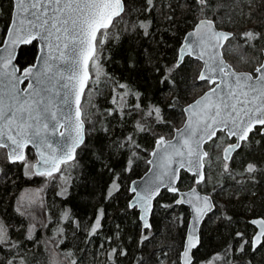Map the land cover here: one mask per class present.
Returning a JSON list of instances; mask_svg holds the SVG:
<instances>
[{"label": "snow or ice", "instance_id": "1", "mask_svg": "<svg viewBox=\"0 0 264 264\" xmlns=\"http://www.w3.org/2000/svg\"><path fill=\"white\" fill-rule=\"evenodd\" d=\"M157 6V0H143L142 7L130 6L127 0H11L8 21L2 29L4 39L0 40V150H3L0 156L8 164L22 165L24 175L29 179L44 177L47 181H60L66 185L67 167L70 164L77 166V150L87 147L88 125L101 123L102 130L108 132L107 127H103V120L93 117L101 115L106 119L116 114L123 119L127 106L143 114L141 120L136 121L138 133L150 131L151 124H170L160 107L149 105L144 109L139 103L140 93L132 92L126 84L113 87L114 107L104 113L97 110L89 114L82 104V98L85 103H91L89 81L95 83L98 90L101 75L107 77L102 72L100 56L106 43L119 41L118 27L123 24V31L128 34L140 31L149 36L152 22L147 17L139 19V15L151 14ZM167 6L172 9L170 3ZM179 7L183 13L194 17L195 22L177 48L174 62L164 67L160 83L174 86L173 73L185 65L186 57L191 58L199 69L195 81L201 89L200 95L183 106L178 99L172 101L170 107L179 108L181 112V126L171 127L174 134L170 138L156 136L149 152L151 158L146 160L150 166L146 178L139 188L130 189L133 196L128 209L139 214L142 229L150 232V217L154 214V202L159 203L157 197L161 195V189L175 194L174 205L187 204L192 219L185 243L173 264H194L193 249L200 243L198 226L217 205L211 195H201L196 187L182 193L176 184L181 180V170L190 172L196 185L210 181L206 172V164L212 159L209 148L218 152L216 161L221 165V176L234 180L241 189L246 182L256 181V173L261 169L255 163L248 162L241 169L233 165L253 136L264 137V48L259 49V56L250 57L246 51L256 48L257 41H264V33L252 28L239 33L223 28L225 15L229 22L234 20L233 14L253 19L256 0H228L227 3L225 0H182ZM167 19L173 20V16L169 15ZM33 42L40 45L35 62L27 67L14 63L17 46L32 45ZM232 55L239 63L247 64L248 70H239L226 58ZM86 88H89L87 94ZM117 88L126 91L117 92ZM127 95L134 96L137 103L127 105L124 100ZM91 107L96 106L91 104ZM30 146L37 152L35 161L29 159L26 152ZM118 146L131 148L132 157H138L137 150L141 149L133 135L127 136ZM132 163L129 159L126 170L131 169ZM119 189V184L113 181L108 197ZM42 191L41 188L23 193L17 200V214L32 221L22 233L23 240L14 239L9 225L0 219V264H29L25 242H34L35 247L40 241L35 236L36 216L28 208L36 205L37 200L39 207H43ZM66 192L67 187L62 186L58 194ZM103 217L104 210L99 209L96 220L88 228L89 238L98 234ZM61 220L76 223L69 211L61 214ZM40 223L43 227L48 226L47 222ZM250 223L258 231L251 240L243 239V233L236 234L241 238L237 253H243L245 245L252 251L264 245V218ZM63 235V228L57 226L53 235L43 242L49 254L47 264H65V261L80 264L73 252L60 249ZM148 239V233L142 231L141 244ZM100 247L103 248V244ZM232 251L230 247L226 253H216L201 264H235L228 258ZM107 255L111 264H116L118 256L128 253L112 248ZM158 261L164 264L159 258ZM137 264L146 262L139 257Z\"/></svg>", "mask_w": 264, "mask_h": 264}, {"label": "trees", "instance_id": "2", "mask_svg": "<svg viewBox=\"0 0 264 264\" xmlns=\"http://www.w3.org/2000/svg\"><path fill=\"white\" fill-rule=\"evenodd\" d=\"M127 2L130 6H143V0H127ZM181 2L182 0H157L158 6L153 13L139 15V19L143 20L147 17L152 22L149 36H144L140 31L128 34L123 31L124 26L121 24L117 29L120 32L119 41L110 40L106 43L105 50L100 56L102 72L107 74V77L102 75L104 85L100 83L97 90V86L92 89L89 84L91 103L82 100L85 111L89 114L97 110L99 113H104L106 109L114 107L113 87L116 84H126L132 92L140 93L139 103L144 109L149 105L160 107L170 124H151L150 131L138 133L135 127L136 121L141 120L143 114L127 106L123 119L116 114L106 119L101 115L93 117L94 120H103V127H107L108 132L102 130L101 123L88 125L89 134L85 141L87 147L77 150L79 152L77 166L70 164L67 167L69 170L66 173L71 172L67 179V192L64 195H59V190L46 192L45 204L49 207V212L62 214L64 211H69L76 222L64 223L65 236L61 247L64 251L73 252L80 264H84L86 247L94 245L96 248L101 243L118 251L120 249L127 251V256L116 258V264H137L139 257H143L146 264H158V258L161 257L168 258L169 264H173L182 250L189 213L186 207L174 205L176 195L163 191L157 198L159 203L154 202V214L150 218L152 228L150 232L144 231L148 232L149 239L143 244H141L142 232L137 212L127 207L131 197L128 193V185L147 170L145 158L149 157L156 136L165 135L170 138L171 127L181 126V112L179 108L170 107L172 101L178 99L179 104L183 106L200 95L201 89L195 81L199 69L191 58L186 57L185 65L173 73L174 86L167 82L160 83L164 67L174 62L175 52L184 34L195 22L194 17L182 12L179 7ZM227 2L228 0H225V3ZM169 3L174 11L168 8ZM10 10L11 0H0V40L4 38L2 29L8 21ZM169 15L173 16V20L167 19ZM233 16L234 20L229 22L225 15L223 28L239 33L242 31L240 27L246 20L235 14ZM252 20H249L252 23L249 28L264 33V23H261L264 21V0L260 5L256 4ZM256 45L254 49H246L250 57L261 54L259 49L264 48V41H257ZM37 52L36 43L21 47L16 59L17 65L26 67L34 63ZM239 65L242 66L240 67L242 70L249 68L247 64ZM158 68L161 69L160 72L157 71ZM124 91L126 90L117 88V92ZM85 92L87 94L89 88ZM124 100L127 101V105L137 103L132 95L125 96ZM91 104H95L96 107L92 108ZM129 135H133L136 143L141 146V149L137 150L138 157H132L131 148L118 146ZM26 152L29 158L34 157L30 148ZM129 159H132L133 163L131 169L126 170ZM248 162L255 163L261 171L256 173V181L246 182L243 189L226 175L221 176V168L217 169L216 178L221 182L222 197L224 196L225 199L223 202L220 201L217 193L213 196L214 199L212 198L217 207L202 223L200 243L193 251L194 264L207 261L216 253L224 254L230 247L233 251L228 258L233 259L235 264H264V254L258 255L264 245L258 247L256 251H252L250 246H247L243 253L236 251L240 245V237L236 234L243 233V237L246 238L251 228L249 219L264 217V137L253 136L251 143L244 145L240 154L236 156L233 167L241 169ZM0 169L3 170L0 172V219L9 225L14 239L23 240L22 233L26 229L25 218L15 211L14 195L20 189L33 185L39 177L28 179L22 171V165L8 164L6 160H2ZM193 180V176L182 172L178 188L180 190L190 188L194 185ZM113 181L119 184L120 189L114 191L109 198L108 191ZM164 204L176 206V211L182 216L180 226H176L173 219L168 216L171 207L166 208L165 212L157 211L158 206ZM99 209L104 210L101 229L96 236L89 238L88 228L96 220ZM215 213L219 214V219L217 223L211 225L209 220ZM33 243L25 242L26 259L29 264L39 263L42 256L40 243L35 247ZM154 253L156 255H153Z\"/></svg>", "mask_w": 264, "mask_h": 264}, {"label": "rangeland", "instance_id": "3", "mask_svg": "<svg viewBox=\"0 0 264 264\" xmlns=\"http://www.w3.org/2000/svg\"><path fill=\"white\" fill-rule=\"evenodd\" d=\"M261 1L262 0H256V4L259 3V5H260ZM245 20L246 21L240 27L242 29V31L251 27L250 24H252L251 21H249V19H245ZM226 58L230 62L234 63L239 70H242V69H240V67H242V66L239 65L240 63L238 62V59L236 56L232 55V56H227ZM92 71L93 70L91 69V66H90V72H92ZM242 71H246V69H244ZM93 75H94V72H93ZM102 80L103 79H102V75H101L99 84L102 83L104 85V81H102ZM89 84L91 85L92 89H94L96 87V84L93 83L92 81H90ZM209 151L211 153L212 159H211V161L208 162V164H206V172H207L208 176L210 177V181L206 184H202L200 186L198 185V189L201 192L203 191V193L206 192V194L211 195L212 198L215 195V193H217L218 194L217 197L220 199V201L223 202V200L225 198H224V196L222 197L223 193L221 191L222 187L220 186L221 182L219 180H217V178H216V173H218L217 169L221 168V165L217 164V161H216V156L218 155V152L212 148H209ZM0 152H2V151H0ZM148 158H145V159H148ZM29 159L35 161V157L29 158ZM2 160H5V159L3 158V156H0V166L2 165ZM147 166H148V164H147ZM68 170L69 169H67L65 171V176L67 177V179H69L68 175L71 173L70 171L68 173H66ZM22 171L24 173L23 166H22ZM33 177H37V176H33ZM62 186H66V185H62L60 181H47L44 177H39V179L35 180V183L33 185L20 189L17 192V194L14 195V204H15V208H16L17 207V200L21 196V194L28 193V192H34L35 190L41 189V188L43 189V191L40 193V196L43 198V207H39L40 201L37 200L36 205H32L31 208H28V211H31L36 216L35 222L37 223V228L35 230V236H36V239L38 241H40V246H41L40 255H42V256H40V261L37 264H47V262L49 260V254L45 250V246H44L43 242L46 241L49 237H51L53 235L57 226L62 227L64 230L63 225L65 222L61 220V214H59L58 212H56L55 214L50 213L49 207L45 204L46 192L48 190H49L48 192H53V191H57V190H59V192H61ZM25 207L27 208V201H25ZM127 207H128V205H127ZM154 209H155V204H154ZM159 210L160 211L163 210V212H165L166 208H162L161 206H158L157 211H159ZM168 216L171 219H173L172 221L175 222L176 226H180L182 224V219H181L182 216H181V214L178 213V211H176V206L171 207V210L168 213ZM218 219H219V214L215 213L213 215L212 219L209 220V223L211 225H213V224L217 223ZM30 222H32V221H30V219L25 218L26 228ZM40 222H47L48 226L43 227ZM251 230H252V227L250 228V231H249L250 233H248V236L246 238L243 237V239L251 240V237L253 234V231H251ZM64 236H65V234L63 235V239H64ZM239 240H240L239 243H241V238ZM101 244H103V243H101ZM101 244H99L96 248L94 247V245H90L89 247H86V250L84 251V255H85L84 260H83L84 264H105L106 262L109 261L107 253L112 248H110V246H105L104 244H103V248H101L100 247ZM247 246L248 245H245V248ZM93 247H94V249H93ZM60 249L64 250V248H62L61 245H60ZM91 250H93V251L91 252ZM261 254H264V248H263V250L260 251V253L258 255H261ZM61 259H63V258L61 257ZM159 260H163L164 264H169L168 258L161 257V258H159ZM65 264H67L66 261H65ZM158 264H159V261H158ZM199 264H201V263H199ZM218 264H219V262H218Z\"/></svg>", "mask_w": 264, "mask_h": 264}, {"label": "water", "instance_id": "4", "mask_svg": "<svg viewBox=\"0 0 264 264\" xmlns=\"http://www.w3.org/2000/svg\"><path fill=\"white\" fill-rule=\"evenodd\" d=\"M192 29V28H191ZM191 29L190 30H188L187 32H189V31H191ZM227 31V30H226ZM186 32V33H187ZM185 33V34H186ZM185 34H184V36H185ZM184 36H183V38H182V40H181V42L183 41V39H184ZM4 39V38H3ZM33 43H36V45H37V48H38V52H37V54L39 53V49H40V45L37 43V42H33ZM23 46H26V45H19V46H17V48H16V59H17V55H18V52H19V50H20V48L21 47H23ZM16 59L14 60V63H16ZM35 62V61H34ZM27 67V66H26ZM86 90V89H85ZM192 102V101H191ZM190 102V103H191ZM74 105H73V109H74ZM174 133H172V135H173ZM32 151H33V154H34V156H35V160L37 159V152H36V150L34 149V148H32L31 146L29 147ZM151 157L149 156V158L148 159H150ZM150 166L148 165V167H147V170H148V168H149ZM147 170L139 177V178H136V179H134V180H132L130 183H129V185H128V193L131 195V197H130V199L128 200V203H127V205L129 204V201L132 199V196H133V193L130 191V189L132 188V187H137V188H139L142 184H143V182H144V180H145V178H146V175H147ZM182 172H185L184 170H181V173ZM185 173H187V174H189V175H191V173L190 172H185ZM192 176V175H191ZM179 182V181H178ZM178 182H177V184H176V186L178 187ZM193 187H196L197 188V190L201 193V195H205L206 193H203V192H201L199 189H198V187H197V185L196 184H194V185H192L190 188H188V189H185V190H180L182 193H184V192H189L190 190H191V188H193ZM163 191H166L165 189H161V193L163 192ZM167 192V191H166ZM167 193H169V192H167ZM169 194H173V193H169ZM175 195V194H174ZM208 195V194H207ZM158 198V197H157ZM177 198V197H176ZM175 198V199H176ZM176 206H184V207H186L187 209H188V213H189V217H188V221H187V225H186V232H185V237H184V241H183V245H184V243H185V238H186V235H187V230H188V225H189V222L191 221V219H192V212H191V209H190V207L187 205V204H182V205H176ZM214 211V210H213ZM212 211V212H213ZM212 212H209L204 218H203V220H202V222L199 224V226H198V232H197V235L199 236V239H200V228H201V226H202V223H203V221L205 220V218L209 215V214H211ZM139 215V214H138ZM151 218V217H150ZM261 217H257V218H252V219H250L249 220V223H250V221H252V220H254V219H260ZM139 220V219H138ZM139 222H140V226H141V232L142 231H145L144 229H142V223H141V221L139 220ZM150 223H151V221H150ZM251 224V223H250ZM255 229H256V227L253 225V224H251ZM256 231H258V229H256ZM255 231V232H256ZM253 236V235H252ZM252 238V237H251ZM199 245V244H198ZM195 249H193V251H194Z\"/></svg>", "mask_w": 264, "mask_h": 264}, {"label": "flooded vegetation", "instance_id": "5", "mask_svg": "<svg viewBox=\"0 0 264 264\" xmlns=\"http://www.w3.org/2000/svg\"><path fill=\"white\" fill-rule=\"evenodd\" d=\"M215 203V202H214ZM252 218H257V217H252ZM251 218V219H252ZM261 218H264V217H261ZM250 220V219H249ZM248 223H249V221H248ZM249 225L252 227V230L251 231H253V234H254V232L256 231V229L249 223ZM252 234V235H253ZM252 250V249H251Z\"/></svg>", "mask_w": 264, "mask_h": 264}, {"label": "bare ground", "instance_id": "6", "mask_svg": "<svg viewBox=\"0 0 264 264\" xmlns=\"http://www.w3.org/2000/svg\"><path fill=\"white\" fill-rule=\"evenodd\" d=\"M214 201V200H213ZM137 215H138V213H137ZM139 221V220H138ZM140 223V222H139ZM140 228H141V226H140ZM144 232V231H143ZM185 232H186V230H185Z\"/></svg>", "mask_w": 264, "mask_h": 264}]
</instances>
